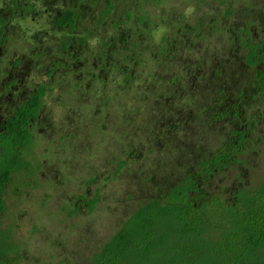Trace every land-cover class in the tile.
I'll list each match as a JSON object with an SVG mask.
<instances>
[{"label": "rangeland", "instance_id": "rangeland-1", "mask_svg": "<svg viewBox=\"0 0 264 264\" xmlns=\"http://www.w3.org/2000/svg\"><path fill=\"white\" fill-rule=\"evenodd\" d=\"M74 1L84 9V17L75 23L79 27L74 37L78 39L81 32L88 36L87 44L75 49L76 59L57 50L67 27H56L59 34H54L44 25H27L26 20L20 25L11 22L25 27L23 33L28 36L37 34L40 48L25 43L18 30L0 48L8 62L25 55L24 77L29 86L43 81L51 87L43 97L44 112L36 121L32 140L23 150L29 160L26 181L22 188H18L22 182L8 185L2 212L3 224L24 242L20 248L27 256L23 253L16 264H88L92 253L140 205L164 199L187 176H194L206 194L223 193L226 199L236 188H251L264 178V117L251 124L254 114L264 110V91L256 95L248 77L256 68L264 71V58L257 65L245 66L243 45L248 38L253 43L262 41L260 52H264V0H170L164 6L156 0H114L106 13V0ZM68 4L72 9V2ZM33 6L38 10L37 4ZM129 9L136 12L138 22L148 18L151 30L140 23L128 25L133 14ZM95 36L117 45L114 55L107 58L112 64L104 62L106 58L100 54H91L100 45ZM159 43L166 51L156 60L153 56L158 54ZM45 47L53 48L61 62L49 75L47 68L53 60L49 61L55 55L41 56ZM166 55H173L172 60ZM69 62L73 68H66ZM128 72L129 80L125 79ZM4 79L12 83L11 78ZM74 80L89 81L86 88L95 87L98 99L71 97L72 91L64 94L65 85L73 84L75 90ZM20 85L7 91L0 88V97L17 92L13 101L18 102L26 92ZM246 86L249 90L242 91ZM198 103L207 110L193 113V118L189 111L198 110ZM7 106L9 102L0 99V115ZM237 110L242 111L240 122L234 115ZM238 127L247 132L246 141L233 153L241 161H222L226 166L206 178L198 164L229 144L230 138L237 143L232 132ZM240 149L243 152L238 153ZM95 190L92 210L86 211L85 204L77 210L80 200L76 197L81 195L90 202Z\"/></svg>", "mask_w": 264, "mask_h": 264}, {"label": "trees", "instance_id": "trees-1", "mask_svg": "<svg viewBox=\"0 0 264 264\" xmlns=\"http://www.w3.org/2000/svg\"><path fill=\"white\" fill-rule=\"evenodd\" d=\"M2 1L4 0H0V6H7L8 8H1L0 10V45H5L10 34L14 33L15 30H18L24 42L31 44L32 47L35 48V46L39 47L37 45H42V42L38 40L35 41L36 35L33 37L31 34L28 36L26 33H23L26 32L25 27L3 24L11 23V21L19 23L23 20L27 22H38L39 12L35 14L37 10H34L33 4H36V2L40 4L45 3L42 2V0H6L4 4H2ZM56 1L70 2L72 0ZM89 1L96 2L101 0ZM128 1H133V3L141 2V0ZM169 1L170 0H156V2L160 3L162 6ZM68 2L62 5L63 7L61 10L55 12L50 11V25H47L50 29L47 30V32L59 34V31H56V27H67V31L63 33L64 38H61L59 42L60 46L57 50L59 53L64 50L65 54L68 52L67 55H72V59H76L78 56L76 53L74 54L75 49L77 47H83L84 44L86 45L88 36L86 33L81 32L78 39L74 37V32L76 28L79 27V25H75V23L77 20L82 19L84 15L76 12L73 8V4L72 10ZM198 2L202 1L200 0ZM113 4L114 0H106V5L108 6L103 9L104 12L106 13L107 10L112 9ZM20 5L23 6L21 8L15 7ZM115 8L116 6L114 10H116ZM166 9H168V7ZM130 11L133 14L132 17L127 20L128 25L131 26L140 23L142 24V28L147 29L151 27V25H147L149 23L148 18H144L143 22H138L134 17L136 12L133 10ZM207 12H209V10ZM227 13H230V10H227L226 14ZM150 14H153L152 16H157L156 13L151 11ZM174 17L176 16L174 15L172 18ZM163 25H166V23L164 22ZM184 25L186 29L188 24L184 22ZM196 25H198V23H196ZM180 26L181 25L177 28ZM150 30L151 28L148 31ZM246 33L248 34V32ZM247 37H249V35H247ZM95 39L97 42L100 40L96 36ZM164 39L165 33H163L161 42L164 41ZM24 42L23 45L25 44ZM13 44V42H9V45ZM143 44L144 41L141 43V47H143ZM166 44L167 42L164 43L163 46L165 47ZM133 45L137 46L135 43H133ZM243 45L247 51L244 62L245 66L257 65L260 60L264 58V52H260L262 41L253 43L251 39L248 38ZM163 46L162 43L157 45L158 54L153 56L156 60V56L160 58L164 57L163 53H165L166 50ZM146 47L149 48L150 44L146 43L145 48ZM186 48H189V46H186ZM52 49L53 48L47 49L45 47V50L40 53V55H44V57L55 55L49 61L51 62V60H53L52 64L50 63V67L48 66L47 68L46 73L48 75L54 71L59 63H61L56 57L58 54ZM116 50L117 45L113 46L110 44L109 40L103 39L100 40L97 51L91 54H100V57L103 59L106 58L105 61L103 60L104 62L112 64L107 58L109 54L114 55ZM152 53L153 52H151V54ZM172 56L173 55L167 57L172 60ZM19 58L23 57L17 56L8 63L10 66L12 65V67H15L13 71L17 70L18 72V77H12V83L3 81L8 72L1 71L2 69H0V78L2 77L0 79V88L7 91L11 90V86L14 84H21L26 90L16 103L13 99L15 98L14 96H18L17 92H14V96L5 93L0 97V99L4 98L7 101L9 99V106H7L6 109L4 108V114L0 115V264H16L22 259L21 256L23 253L24 258L27 256L26 250H21L20 248V244L24 242L17 240L12 229L9 230L7 225L3 224L1 218H3L2 212L6 203V197L9 194L10 188L8 185L12 181H14V184H16V181L22 182L20 187H18L22 188L23 183L26 181L24 177H26V172H28L29 160L25 157L26 155L23 154V150L27 143L32 140L36 121L42 117V113L44 112L43 97L46 95L47 89H51V87L45 85L43 81H37L33 83L32 86H29V83L25 82V70L20 66L23 61H20ZM0 59V61H4L3 56H1ZM81 60L82 59H79L80 62ZM31 64L29 63L30 66ZM69 64L67 63L66 68L74 67V65H71V62H69ZM8 71L12 70L8 69ZM185 71L189 73L188 69ZM150 76L153 77V73ZM248 77L251 79L252 86H255L252 91L256 92V95L259 93L262 94L264 91V71L256 68L252 76L248 75ZM17 78H19L18 81H16ZM237 78L244 80L242 76H237ZM125 79L129 80V72L126 74ZM189 80L192 81L191 78H189ZM73 82L75 83V90L72 88L73 86H71L73 84L65 85L64 94H69L70 91H72L71 97L73 95H78L84 97V99L85 97L87 99H98V91L93 92L96 90L95 87L86 88L89 81L76 82L74 80ZM78 83L79 85H77ZM101 86L100 87L103 88L105 84ZM244 90H249V87H244L242 91ZM191 99H193V104H195L196 99L193 92ZM196 105L198 106V110L195 107V111H189L193 118H196L195 115H198L200 110H202V112L204 109L207 110L203 108V106H200L199 103ZM241 112V110H237V112L234 113L235 117H237V122L241 120ZM263 117L264 110L263 112L261 111L260 113L254 114L251 124L257 123L258 120ZM210 118L212 119V116H210ZM140 128L141 127H139V130ZM238 128L232 132L234 135H237L239 139L237 143H234V139L230 138L229 144L220 146L212 152L207 159L198 164L203 168L206 178L211 175L214 170L222 168L228 163L241 161L242 158L235 156L233 153H235L239 149L238 147L246 141L245 136L247 132ZM182 143L184 144L183 141ZM229 146H231V149ZM241 152H243L242 149H240L238 153ZM222 161H225L226 164ZM124 164L125 161L119 163L117 170ZM40 165L41 162H38L36 167L39 168ZM91 181L92 178L87 181V183ZM199 185L198 180H195L194 176H187L179 184L174 185L166 193L164 199H152L148 203L140 205L135 212L126 218L122 227L117 230L100 249L92 253L88 264H264V178L260 183L252 185L253 187L251 188L243 186L236 188L229 199H226V197L222 195L223 193L215 195L206 194ZM17 190L20 191L19 189ZM97 192L98 190H95L93 199L90 202H87L89 199L86 197L78 195L76 200H80V202H77L76 209L78 210L81 204H85L86 211L92 210L97 199ZM70 213L69 211L67 214ZM29 252L32 254L31 250H28V253Z\"/></svg>", "mask_w": 264, "mask_h": 264}, {"label": "flooded vegetation", "instance_id": "flooded-vegetation-1", "mask_svg": "<svg viewBox=\"0 0 264 264\" xmlns=\"http://www.w3.org/2000/svg\"><path fill=\"white\" fill-rule=\"evenodd\" d=\"M24 1H23V3H24ZM72 1H70V2H72V4L74 5L73 7H75L76 1H74V0H72ZM42 2H44L45 4H40L39 2H36V4L39 6L38 7V10L35 11V14H37V12H39V14H38V19H39L38 22H32L31 21V22H28L27 25H34V24L35 25H50V11H52L53 9H56V7H57L56 2L57 1L56 0L55 1L54 0L53 1L52 0H42ZM49 2H50V4H49ZM60 2H62L63 4H66V1H60ZM15 7L21 8V6H15ZM1 8L2 7H0V10H1ZM3 25H6V24L4 23ZM7 25H14V24L11 22V23H7ZM18 25H20V24L18 23ZM31 36L34 37V35H31ZM1 47L2 46L0 45V48ZM20 56L23 57V58H19L20 61H25L26 60L25 59V55H20ZM16 57L17 56H15V58ZM0 58H1V55H0ZM12 59H14V58L12 57L11 58V61H12ZM29 60H30V58H29ZM10 62H8V61H6V59H4V61L2 62V64L4 65V67H2L0 69H2L1 71L8 72L7 75H6V77L12 79V77H15V78L18 77L17 76L18 72H17V70H14L13 71V68H15V67H12V65L10 66L8 64ZM21 64L22 65H20V66L22 68H24L26 66V64L24 62H21ZM8 69H10L12 71H8ZM21 78H22V76H21ZM18 80H19V78H17L16 81H18ZM2 99H4V98H2ZM8 101H9V99H8Z\"/></svg>", "mask_w": 264, "mask_h": 264}, {"label": "clouds", "instance_id": "clouds-1", "mask_svg": "<svg viewBox=\"0 0 264 264\" xmlns=\"http://www.w3.org/2000/svg\"><path fill=\"white\" fill-rule=\"evenodd\" d=\"M68 1H66V3H67ZM54 3V2H53ZM52 4V3H51ZM56 4L59 6V8L58 9H53L52 10V12H55V11H58V10H61L62 9V5H63V3L62 2H60V1H57L56 2ZM76 5H78V7H73L74 8V10L76 11V12H78V13H80L81 15L83 14L84 15V13L82 12L84 9H82V8H80V4H77V2H76ZM0 7H2V6H0ZM2 8H8V7H5V6H3ZM35 25V24H34ZM45 27H48L47 25H44ZM37 28H40V27H37ZM41 34V33H40ZM32 35H36V39H37V34H32ZM42 35V34H41ZM87 39H88V37H87ZM86 39V40H87Z\"/></svg>", "mask_w": 264, "mask_h": 264}]
</instances>
